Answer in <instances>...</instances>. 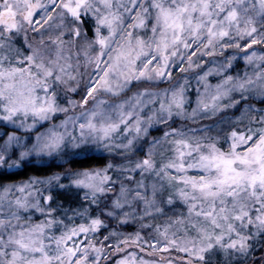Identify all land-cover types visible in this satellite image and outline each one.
<instances>
[{"label": "clouds", "instance_id": "clouds-1", "mask_svg": "<svg viewBox=\"0 0 264 264\" xmlns=\"http://www.w3.org/2000/svg\"><path fill=\"white\" fill-rule=\"evenodd\" d=\"M91 3L98 11L86 8L82 20H75L60 6L61 0H32L40 23H30L23 0H0V11L11 7L18 14L17 29L0 27V72L4 73L0 161H6L0 162V192L9 189L8 198L0 202V217L9 221L0 231L5 238L13 229L28 227L29 220L45 219L38 208L47 207L40 197L48 194L55 195L58 221L49 231L57 235L84 222L77 210L100 214L112 210L118 198H126L137 214L145 212V199L155 200L166 216L185 211L179 200L168 204V193L174 189L162 171L176 158L174 141L185 139L193 145L192 153L184 157L187 165L198 159L197 145L200 151H206L209 143L229 151L232 132L256 136L264 128V59H246L253 53L264 57V13L258 0H242L238 5L241 21L247 17L255 21L258 47L246 53L243 41L248 37L235 28L211 45L206 32L199 39L186 32L188 47L183 43L170 47L166 64L156 48L159 29L155 35L151 24L137 29L133 44L142 37L145 48L138 57L125 59L121 53L128 45L131 16L120 8L123 21L113 34L98 24V17L107 11L100 0ZM122 3L130 7L129 0ZM139 4L150 8L151 0ZM98 28L105 46L98 43ZM17 68L21 71L12 73ZM26 100L30 103L25 107ZM31 102L36 107L51 103L55 111L41 118L31 110ZM12 108L15 113H10ZM8 115L12 118L4 119ZM5 131L19 138L9 150L4 149ZM49 177L55 179L43 183L34 179ZM78 180L85 184H77ZM25 184L32 185L25 193L30 203L18 209L14 200L24 194L17 186ZM137 192L145 199H138ZM110 222L120 226L115 217L106 220ZM171 256L175 264H183L184 253L175 251ZM241 259L244 264H264V252L257 244Z\"/></svg>", "mask_w": 264, "mask_h": 264}, {"label": "snow or ice", "instance_id": "snow-or-ice-1", "mask_svg": "<svg viewBox=\"0 0 264 264\" xmlns=\"http://www.w3.org/2000/svg\"><path fill=\"white\" fill-rule=\"evenodd\" d=\"M23 2L25 19L30 23H40L36 20L40 12L32 10V0ZM241 2L171 0L169 3L167 0H151L150 8H141L139 0H129L130 7L125 6L122 0L119 3L100 0L107 11L98 17V24L106 26L114 34L117 25L123 21L120 8L123 7L129 13L131 31L128 32V45L121 53L125 59H131L134 55L138 57L145 48L142 37H136L134 44L132 38L137 29L144 30L150 24L154 35L160 30V35L156 37V48L165 64L168 62L167 51L170 47L181 43L188 47L186 32L197 39L206 32L208 44L211 45L216 38H227L231 29L235 28L248 37L243 41L247 53L258 47L261 41L254 38L257 34L254 19L247 17L241 21L238 7ZM229 4L232 6L228 7ZM258 4L260 13H264V0H258ZM60 6L75 20H82L86 8L98 11L93 9L91 0H61ZM55 7L53 2L52 8ZM47 11L51 12V8ZM17 15L11 7L0 11V27L7 31L17 29ZM150 16L154 18V24ZM45 18L51 19L50 16ZM99 33L98 28V43L105 46L106 39ZM76 35H79L78 29ZM246 59L251 62L264 57H257L253 53L251 56L246 55ZM19 71L18 68L13 69L12 73ZM3 75L0 72V76ZM27 103L30 101L26 100L25 107ZM31 103V110L41 118L48 111H55L51 103L47 107H36L34 102ZM16 110L12 108L9 111L15 113ZM11 118V115L4 117L8 120ZM261 119L264 120V117ZM5 135L8 139L4 149H12L19 138L7 131ZM231 137L229 151H222L214 143H209L206 151H200L199 145L195 146L200 153L199 157L187 165L184 157L192 153L193 145L185 139L174 141L176 158L170 160L162 171L164 179L174 189L168 193V204L172 205L174 200H179L185 211L166 216L155 200L149 201L137 192L138 199H145L144 213L137 214L131 210L126 198H118L113 201L112 210L100 214H89L87 208L77 210L76 215L86 218L84 222L67 226L63 231L58 230L57 235L49 231L58 222L55 195H43L40 201L46 202L47 207H39L38 210L45 217L44 220H29L28 227L13 229L6 238L0 235V264H109L113 255L121 253L123 255L114 264H175L171 256L173 250L185 254L183 264H214L220 257L224 264H244L241 257L246 258L247 253L257 244L264 252V128L259 129L256 136L234 131ZM55 140L53 134L52 142ZM144 164L150 166L148 160ZM34 179L43 183L55 178L49 177L47 181ZM76 183L85 184V181L78 180ZM30 188V184L17 186V191L24 194L14 200L18 209L29 206V196L25 193ZM8 196L9 189L5 187L0 192V202ZM113 217L120 226L137 221L139 229L133 233H124L116 228L110 230L106 220ZM160 217H164L163 222H157ZM8 223V220L0 217V231L5 230ZM148 229L151 231L146 236L141 234V230ZM104 230H107V234L101 239L100 233ZM145 245L150 249L148 255L158 256L159 259H144L136 251H127L133 248L145 252ZM255 264H260V261Z\"/></svg>", "mask_w": 264, "mask_h": 264}, {"label": "trees", "instance_id": "trees-1", "mask_svg": "<svg viewBox=\"0 0 264 264\" xmlns=\"http://www.w3.org/2000/svg\"><path fill=\"white\" fill-rule=\"evenodd\" d=\"M10 179H20V177L18 176H10L9 177ZM157 222H163V219H160L159 221ZM109 228H117L115 224L113 223H109ZM121 231H124V232H128V233H133L135 232L136 230L139 229V222H133V223H128L126 226H119L118 227ZM151 231V229H148V230H141V234L146 236L147 233ZM107 233V230H104L101 232V237H103V235H105ZM146 250H148V248L146 246H144ZM150 251V250H149ZM256 255H259V252L256 253ZM117 258L114 259V257L109 261V264H113L115 262ZM220 259H222V257H220Z\"/></svg>", "mask_w": 264, "mask_h": 264}, {"label": "rangeland", "instance_id": "rangeland-1", "mask_svg": "<svg viewBox=\"0 0 264 264\" xmlns=\"http://www.w3.org/2000/svg\"><path fill=\"white\" fill-rule=\"evenodd\" d=\"M134 221H130L129 222V224L130 223H133ZM135 222H137V221H135ZM116 230H118V231H121L118 227L116 228ZM121 232H124V231H121ZM124 233H128V232H124ZM101 234V233H100ZM107 234V233H106ZM100 238L102 239L103 237H101V235H100ZM146 247H147V245H145ZM148 248V247H147ZM150 249H148V250H146L145 252H140V250L139 249H133V248H129L127 251H136L137 252V254L139 255V256H142L144 259H159V257L158 256H149L148 255V251H149ZM173 254H175V251L173 250V252H172ZM120 255H123V253H121V254H115V255H113L111 258H110V260L114 257V259L115 258H119L120 257ZM114 264V263H113Z\"/></svg>", "mask_w": 264, "mask_h": 264}]
</instances>
